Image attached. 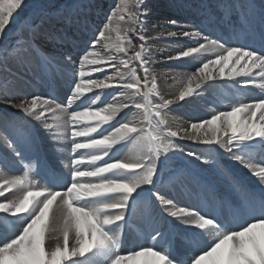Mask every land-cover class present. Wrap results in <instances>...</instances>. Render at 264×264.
I'll return each mask as SVG.
<instances>
[{
  "label": "snow or ice",
  "instance_id": "6c2138e0",
  "mask_svg": "<svg viewBox=\"0 0 264 264\" xmlns=\"http://www.w3.org/2000/svg\"><path fill=\"white\" fill-rule=\"evenodd\" d=\"M28 7V0H0V71L28 70L39 57L45 69H67L69 89L64 102L19 93L7 79L0 90V104L39 125L20 132L17 122H0V138L22 164V174L0 168V264H264V0L259 8L241 5L239 30L232 26L226 36L167 20L176 30L163 36L193 38L195 46L166 59L199 62L172 77L180 87L170 96L151 68L147 0H120L80 55L66 51L59 59L36 46L39 26L24 14ZM233 84L262 94L251 102L234 97L227 110L213 109L188 127L169 126L173 105ZM45 140L53 155L70 150V162L57 168ZM179 140L205 150L185 151ZM220 150L257 179V190L235 178V200L215 196L190 206L165 193L179 174L175 157L214 165ZM138 215L151 243L122 254Z\"/></svg>",
  "mask_w": 264,
  "mask_h": 264
},
{
  "label": "bare ground",
  "instance_id": "6f19581e",
  "mask_svg": "<svg viewBox=\"0 0 264 264\" xmlns=\"http://www.w3.org/2000/svg\"><path fill=\"white\" fill-rule=\"evenodd\" d=\"M236 1L237 0H233L232 3L226 2V4H228V5H235L234 10L229 11L228 9H226L224 7V5L222 3L223 0H180V1L179 0L178 1H176V0H147V6L149 8V15L147 17V23L144 26L148 32L146 34V36L150 38L148 41V44L150 45L149 53H150L151 66L153 67V71H155L157 76H158V86H159L161 93L163 95L170 96V95L178 92L180 85L172 77L175 76L177 73H186V72L193 71L195 69V66H197V64L199 63V62L188 63L186 61H180V60L168 61L166 59V57H168L169 55H175L178 51L183 49L185 46H189V45L195 46V44H194L193 38H183V37L182 38H170V37H165L162 35V33L165 31H175L176 30L175 28H172L171 26L167 25V22L161 23V21L164 22L163 20H165V18H167L165 16L164 12L165 11L172 12V16L177 18V20L182 25H184L186 29L191 30V28L188 26V23H189L188 21H190L192 19V17L195 15H200L202 13L204 15V17H206L207 19H214L216 22H219L220 25H227V24L233 25L234 22H240L242 20V13L240 14V16L238 18L236 16H234L235 13L237 12V10H242L241 5H245V6L254 5L255 7L259 8L260 2H261V0H248L250 3L246 2L245 0H238L237 3H236ZM194 4L200 5V6L203 5L204 10H202L200 7L199 8L195 7ZM97 5H98V7L100 6V2H98V0H85V2L79 1L77 4H70L66 8V9H69L68 14L65 13L67 15V16L65 15L66 18L68 19L69 18L68 16H71L75 19V23H73V24H72V22H69L70 21V19H69V21H68L69 23H67L68 27L70 29H72V31H77L78 34L80 32H83L81 36L86 35L84 37L85 39H83L82 46L86 45V39H91L92 35H94L96 33V31H98L100 24L95 23V25H93L94 24L93 23L92 25L89 26V28L87 30L84 27L76 24L77 23L76 17H81L84 13L88 14L90 8L93 10V7H96ZM96 9L97 8H95V11H97ZM157 11H159L160 14H158V13L156 14ZM179 16H180V18H179ZM181 16H183V17H181ZM217 17H220V19H217ZM55 23H57V21L55 22V20L53 19L51 22V25L55 24ZM199 25H200V27L205 26L202 23H200ZM113 26L114 27L116 26L115 18L113 20ZM163 26H166V28ZM48 28H49V25L46 28H43V26L39 27V34H38L36 41L39 42L40 44H42L41 48H44V41H42V40H44L45 34H46ZM215 28H216V26H214L210 29L213 30ZM198 29H200V28H198ZM113 35H115V34H113ZM157 37H159V38H157ZM133 38L135 39V37H133ZM33 62H34V60L32 61V63ZM32 63L30 65V69H32ZM39 63H40V61L38 62V66H39ZM40 65H41V63H40ZM191 66H194V67H191ZM39 70H40V66L38 67V70H37L38 72L36 71V74L35 75L33 74L35 77H38V78L41 77L40 75H38ZM169 70H171V71H169ZM110 71L111 70H109V72ZM162 73H164L166 75H161ZM51 75H52V73H51ZM95 75L97 77H100V78L103 77V73H97ZM46 76H48V75H46ZM15 80H17V79H15ZM52 80H53L54 85H56V81H58V79L55 78V74L52 76ZM26 81L27 80H24V79L20 80V83L13 81L15 83L16 91H18L19 93H22V94H26L27 91L25 89L28 90L29 86H33V85H30L29 82L27 83ZM62 83L63 82H58L57 84L60 85ZM20 84H23V85L21 86ZM62 85H64V84H62ZM233 85H235V84H233ZM235 86L238 87L239 85H235ZM226 87H227V89L228 88L230 89L229 86H226ZM248 89H245V91H248ZM250 89L254 90L253 92H255V95L252 98H249V97L247 98L246 96H241L240 99H242L244 102H251L255 99H258V98H260V96L262 94L260 89H258V88H250ZM208 90H210V89H208ZM94 91H100V90H94ZM206 91L207 90L203 91L201 96L196 98L195 102H193V103L181 102V103H183V106H181V104H176V105H173L171 107L170 113L172 115H171L170 119L168 120V124H169V126H171L173 128V130H175L178 126L179 127H188L190 124V122L188 120L187 121H185L183 119L181 120L179 117H177L176 113H173V111L175 109H182L186 106L192 105L193 106L192 108H195L196 111L198 112L196 114V117H195V118H197V120L208 118V115L211 113V111L213 109L210 107L209 108L206 107V105H207L208 99L212 98L213 95L210 92H206ZM211 91H212V89H211ZM61 93H63V91ZM89 94H92V93H88L87 95H89ZM217 95H218V93H217ZM104 99H108V97L105 96ZM224 103L225 102L220 103L219 105H221V107H223ZM221 107H218V109L222 110ZM0 109L4 111L6 116L8 115L11 118H12V116H14L15 118L19 117L17 113H13L14 112L13 110H15V109L8 108L2 104H0ZM3 111H1V112H3ZM15 118H13V119H15ZM131 118L132 117H130V119ZM19 119H20V117H19ZM192 120H194V118ZM25 123H27L28 129L30 127L31 131H35L36 129L39 128V125L36 124L35 121H31V122L25 121ZM30 124H33V125H30ZM40 133H42V132H40ZM80 139H82V138H80ZM179 141L183 144V148L185 147V150H191V149L197 148L199 146H204L202 144L195 143V142H192L189 140H179ZM2 142L3 141L0 138V143H1L0 149H2L1 150L2 152L0 154H1V156L2 155L4 156L3 161L4 162L6 161L7 163L14 162V158L12 157V155H10L9 151L6 150V147L4 146V144ZM48 151H49V154L51 156V159L53 158L52 160L57 165V168L60 167V164H59L58 159H56V158H58V157L60 158L61 155L70 154V151L68 153L65 151L66 153L64 152L62 154L53 155L51 153L50 148L48 149ZM223 153L225 154V152L223 150H220L219 153L217 154V157H216L218 159V161L221 163L223 162V160H221V154H223ZM123 157L125 160H127L129 158V151L128 150H126V153L123 155ZM185 159L187 161H190L187 158H185ZM183 163L184 162H182V160H180V159H174L172 162V168L173 169H179V172H182L183 166H184ZM224 163H225L224 168H225V172H227L226 173L227 176L234 178V180H235V178H238V180L243 184V186H245V184L249 185L248 180L250 182L252 179L254 180L255 177L252 176L251 173L247 169H244L238 162L230 159L229 161L224 162ZM192 168H194L196 170V173H198L200 175V179H198V180H201V178L203 177V174H205L204 170H202V169H204L203 165L198 163L197 166L196 165L192 166ZM210 168H211V166H205V169L210 173V176L212 174H213V176H217V175H214V173H212L213 171H211ZM3 174L4 175H11L13 173H9L7 171H4ZM210 176L207 177L209 179L208 181H210V178H211ZM35 178L37 179V177H35ZM37 181H38V179H37ZM174 182H176V181H174ZM257 183H258V181H257ZM212 184H215V183H212ZM248 188L252 190L254 187L249 185ZM221 190H223V189H221L219 185H214L212 187V192L217 191L220 194ZM195 192H196V190H195ZM195 192H194V194H195ZM191 194H193V192H191ZM182 204H184V203H182ZM132 222H133V220L129 224V228H128V232H127L126 245L124 244L123 248L121 249L122 254L126 253L130 249L137 247V245H139V244H144L143 241H142L143 243H141V241H139V240H141L140 237L143 238L145 236L143 230H139L138 228L134 227ZM0 223H2V222H0ZM147 244H149V243H145L144 245H147Z\"/></svg>",
  "mask_w": 264,
  "mask_h": 264
},
{
  "label": "rangeland",
  "instance_id": "374dc122",
  "mask_svg": "<svg viewBox=\"0 0 264 264\" xmlns=\"http://www.w3.org/2000/svg\"><path fill=\"white\" fill-rule=\"evenodd\" d=\"M79 1L85 2V0H28L29 7L27 9H25L24 14L29 16V18L33 21L34 25H38L39 27L43 26V28H46L49 25V28H48L46 34H52L54 36L61 37L62 41H63V42H58L55 40H48V39L44 38V40H42V41H44V48H41L42 44H40L39 42L36 41V46L40 49V51L43 54L50 56V57H53V58H56V59L60 58L61 55L63 53H65L66 51H71L73 53L74 57L81 54V49L86 46V45L82 46L83 39H85L84 37L86 35L81 36L83 32H80L78 34L77 31H72V29H70L68 27L67 23L72 22V24H73V23H75V19L71 16H68L70 18V21H69V18L68 19L66 18V16H67L66 14H68V11H69V9H66L68 7V5L77 4ZM98 2H100L99 7L97 5L96 7H93V10L90 8L88 14L84 13L81 17H76L77 21L86 20L87 21L86 27L80 25L78 22L76 24H78L79 26H82L88 30L90 25H92L93 23H94L93 25H95V23H96V24H100L99 25V28H100L105 23L107 17L112 13V11L120 3V0H98ZM237 2H238V0L236 1V3ZM41 7H43V9H44L43 13H39V11H38L39 8H41ZM95 8H97L96 9L97 11H95ZM157 13L160 14L159 11H157L156 14ZM164 13H165V16L167 18H165V20H163L164 22L161 21V23H166L169 18L177 19L174 16H172V12H170V11H165ZM179 18H180V16H179ZM195 18H196V16H195ZM53 19L55 20V22L57 21V23L51 25V22ZM189 25L193 28H196V25L193 24L192 21ZM14 27H15V25H10V28H14ZM163 27L166 28V26H163ZM144 29H145L144 34L146 35L148 32H147V29L145 28V26H144ZM96 33H97V31H96ZM69 37H71V38H69ZM12 39H15V36H13ZM189 46H191V45H189ZM185 47H187V46H185ZM33 60H34V62L32 63V69L29 68L28 70H25V69L16 68L15 66H13V67H11L10 71H0V90H3V88H4V80L5 79H7V80L10 79L9 81H15L18 83H20V80L24 79V80H27L26 81L27 83L29 82L30 85H33V86H29L28 90L25 89L27 91L26 95L47 96V95L51 94V95L55 96L58 99V101L64 102L66 100V95H67L68 89H69V85H68L67 81L70 78V76L67 74V69H63V68L62 69L60 68L59 70L54 69V68L45 69V67H43L39 63L40 70H39L38 75H40L41 77L38 78V77H35L34 75L36 74V71L38 70V67H39L38 62L40 60H39V57H36ZM191 67H194V66H191ZM151 68L153 70L152 66H151ZM51 73H52V75H51ZM54 74H55V78L58 79V81H56V85H54L53 80H52V76ZM46 75H48V76H46ZM15 79H17V80H15ZM58 82H63L62 84H64V85H62V84L59 85V84H57ZM49 83H50V85H49ZM20 85L22 86L23 84H20ZM226 89H227V87H226ZM62 91H63V93H61ZM206 92H209V90ZM226 92L227 91H224L223 89L220 90L219 88H216L215 91H210V93H212V94L215 93V96H212V99L214 97V99H216L217 101L214 103L213 100L208 99L206 107H208V108L210 107L212 109H218V107H221V105L218 106V104L225 102L223 104V107H221V109L227 110V107L230 106L231 100L234 97V93L228 94ZM217 93H218V95H217ZM89 95H92V94H89ZM248 95H250V94H248ZM192 107L193 106L190 105V106H186L182 109H175L174 110L175 112L173 111V113H176V116L179 117L181 120L182 119L185 121L188 120L191 123V122L197 121V118H195L196 114H197L196 109L192 108ZM1 111H3V110L0 109V122H3L4 120H12V121L17 122V124L19 125L20 132H23L25 130H30V127H29V129L27 127V123H25V121H21L19 119L21 114L18 113V111L13 110L14 111L13 113L18 114V116H19L18 118H15L14 116H12V118L9 117L8 115L6 116L4 111L3 112H1ZM170 112L171 111H169V113H168V120L170 119V117L172 115ZM130 117H131V115H129V119H130ZM13 118H15V119H13ZM193 118H194V120H192ZM30 125H33V124H30ZM0 131H2V129H0ZM40 132H42L41 134L43 135V129H40ZM13 135H15V133H13ZM2 141H3V139H2ZM178 142L183 147V144L180 141H178ZM2 143L6 147V150L9 151L10 155H12V157L14 158V162H10V163H7L6 161L4 162L3 161L4 156L3 155L1 156V154H0V160L3 161V163L0 164V168L4 169V171H7L9 173L22 174V164L12 154V152L8 149V147L4 143V141ZM45 143L47 145V148L51 149L52 146L47 140H45ZM0 148H1V145H0ZM184 149H185V147H184ZM1 150L2 149H0V153L2 152ZM204 150H205V146H199L197 148H194L191 150H185V151H193V152H196L197 154H199V153L203 152ZM69 151L70 150H66L67 153ZM125 153H126V150L121 154L123 159H124L123 155ZM49 157L51 159L50 154H49ZM69 157H70V154H67V155H61L60 158L58 157L56 159H58V161L63 159L64 163H69L70 162ZM185 158H187L190 161H187ZM174 159L182 160V162H184L183 164L185 167L183 166L182 172H179V174H178V179L176 178V182L178 184L176 183V184H173L172 186L169 185L166 189H164V191L167 192V195L174 198L177 203H179V202L185 203V204H181V205H186V206L193 205V204H195V198L192 196V194H189V195L186 194L185 196L184 195L182 196V192L188 191V189L190 191L194 192L196 187H198L200 185H205L202 180H198L200 178V175H197L196 170L194 168H192V166H195V165L197 166V164L199 162L195 161L191 157L180 156V155H178ZM230 159L231 158L227 153H225V154L223 153V154H221V160H223L222 163L219 162L218 159L216 158L215 164L217 166L215 164L214 165H203L204 169H202V170H204V173H205V174H203L204 178L206 179V176L207 177L210 176V173L205 169V166H211L210 170L213 171L212 173H214V175H217V176H213V174H212L210 176L211 181H209V182H211V183L215 182V184H217L216 182H218V183L222 184V185L218 184L221 189L226 188V187H224V185L228 186L229 181H232V179H229L226 176V172H225V168H224L225 167L224 162H227ZM25 162H27V161H25ZM66 171L67 170H65V172ZM220 173H224V176H221ZM225 177L227 179H225ZM206 181H207V179H206ZM253 190H254V188H253ZM229 191H231V190L229 189ZM185 200H187V203L185 202ZM134 223H135L136 227L140 228V230H143V232L145 234V236L143 238L140 237L141 240H139V241H141V243L144 242V244L145 243H151V241L148 240V238H147V235H146L147 232H146L144 222L139 215L137 216V218L134 219ZM124 244L126 245V240H125Z\"/></svg>",
  "mask_w": 264,
  "mask_h": 264
}]
</instances>
